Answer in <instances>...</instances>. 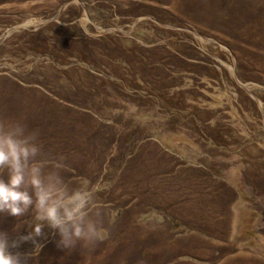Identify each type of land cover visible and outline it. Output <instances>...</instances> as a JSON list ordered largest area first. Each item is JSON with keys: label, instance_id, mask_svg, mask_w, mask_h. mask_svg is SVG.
<instances>
[{"label": "rangeland", "instance_id": "obj_1", "mask_svg": "<svg viewBox=\"0 0 264 264\" xmlns=\"http://www.w3.org/2000/svg\"><path fill=\"white\" fill-rule=\"evenodd\" d=\"M0 119L100 221L28 264H264V0H0Z\"/></svg>", "mask_w": 264, "mask_h": 264}, {"label": "clouds", "instance_id": "obj_2", "mask_svg": "<svg viewBox=\"0 0 264 264\" xmlns=\"http://www.w3.org/2000/svg\"><path fill=\"white\" fill-rule=\"evenodd\" d=\"M45 153L39 130H30L24 119H0V214L17 219L33 213L32 231L18 239L0 232V264H28L29 253L13 251L20 243L43 235L46 225L59 236L58 246L74 249L94 244L99 218L89 211L93 196L70 189L60 164ZM43 245H40V249Z\"/></svg>", "mask_w": 264, "mask_h": 264}]
</instances>
